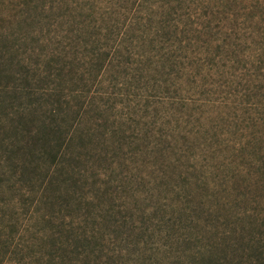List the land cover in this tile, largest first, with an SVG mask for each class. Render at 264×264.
<instances>
[{
	"label": "rangeland",
	"instance_id": "rangeland-1",
	"mask_svg": "<svg viewBox=\"0 0 264 264\" xmlns=\"http://www.w3.org/2000/svg\"><path fill=\"white\" fill-rule=\"evenodd\" d=\"M159 1L0 0V86L7 87L0 91V264H79L80 252L98 243L108 264H263L264 75L251 74L256 66L264 69V5L244 8L257 0H223L229 8L221 6L214 17L221 24L239 8L229 27L241 25L245 11L262 24L247 20L252 27L241 35L238 77H208L225 90L220 106L206 108L208 118L198 120L193 112L190 124L177 122L145 96L152 89L137 97L123 84L128 70L106 73L101 91L114 95L99 98L102 109L93 107L84 117L71 150L88 178L83 189L95 191V180L108 188L95 200L113 208L106 220L95 209L86 217L84 201L70 207L47 198L49 191L36 201L46 186L47 153L59 137L51 131L52 103L65 95L59 118L65 125L69 107L74 115L82 102L71 93L91 96L95 89L79 59L82 50L107 49L137 7L152 12L156 25L169 16ZM163 2L168 12L176 7ZM52 51L59 56L49 65ZM68 62L74 66L53 80L50 74ZM52 188L56 196L65 190L59 182ZM93 234L96 241L85 238ZM87 259L93 263L96 255Z\"/></svg>",
	"mask_w": 264,
	"mask_h": 264
},
{
	"label": "trees",
	"instance_id": "trees-1",
	"mask_svg": "<svg viewBox=\"0 0 264 264\" xmlns=\"http://www.w3.org/2000/svg\"><path fill=\"white\" fill-rule=\"evenodd\" d=\"M141 1L148 4L150 1L156 0ZM171 1L176 2V5H174L176 7L172 12L166 10L167 3L163 0L159 1L164 8L163 15L169 14V16H163L156 22V25L152 22L156 20V16L152 12L144 13L140 7H137L132 16L124 22L123 30H120L115 37L111 34L113 43L107 49L98 47L97 50H93L92 55L86 54L82 50L83 55L79 59L83 66L87 67L89 73L86 74L91 75L88 79L93 80L95 89L91 96L89 93H76L77 95L71 93L73 99L76 97L81 98L82 102L74 111V115H70L73 108H75L74 105L69 107L71 111L69 110V113L67 112L66 116L63 117L65 125L59 122V118L61 119L63 113L61 98L65 95L59 94L58 100L52 103L49 113L53 116L54 120L50 124L54 128L51 131L59 132V137L51 146V151L47 153L49 161L45 160L47 168L44 174L46 186L36 199L37 202L43 199L45 191H49L47 198L52 196L57 199L62 198L70 207H73L74 204L79 205L84 201L87 205L85 209L86 217L92 214L93 209H95L99 218L105 220L109 212L111 213L113 208L106 209L101 203L97 204L95 202L97 198L99 199L109 193L108 188L103 187L95 180L93 182L95 191H90L92 193L85 191L83 188L84 185H88V178L86 173L78 169L76 160L79 159L71 152L75 146V140L84 117H87L93 107L102 109V106L99 105V98L108 95L110 100L114 93V91L110 93L101 91L102 84L105 82V75L110 70H128L127 78L123 84L126 85L127 82L129 87L135 88L137 97H141L143 92L152 89L150 94L145 93V96L148 99L152 97L151 102L156 103L159 108H168V115H173L175 118L177 116V122L180 120L190 124L192 117L196 116L193 112L198 114L196 116L198 120L208 118L206 108L218 107L225 101V96H222L225 92L224 85L216 80L209 83L207 79L210 75L221 76L225 72H231L233 76L238 77L240 69H238L237 63L243 62L241 58L237 57L239 55L237 54L238 48L243 45L241 35L248 33L247 29L252 27L251 25L246 27L247 20L262 24L259 23L258 17L247 16L246 11L249 12L254 7H262L264 0H257L255 4L245 6L244 21L241 25H234L233 27H229V25L238 19L237 11L240 10L239 8L233 13L225 15L223 23H214L213 21L214 17L217 16L216 14L221 13L219 11L221 6H223V12L229 8L228 6L224 7L223 0ZM233 1L238 3L246 0ZM169 6L170 3L167 7ZM176 9L177 11H175ZM87 23L88 25H94V21H87ZM116 26V24L112 25L111 33H114ZM149 32L152 33V37H149ZM261 32L262 30H260ZM135 46L139 47L137 51H134ZM215 47L219 50L217 53L214 52ZM229 52L237 55L232 57ZM56 56H59V53L52 51L46 57V62L51 65ZM66 56L69 57L68 54ZM257 62H259V59ZM127 63L129 64L127 65ZM72 66H74V63L68 62L65 66L57 68L58 71L51 73L50 77L57 80L60 75H63L64 70ZM43 71L42 68L41 72ZM159 73L166 75L164 81L156 76ZM263 75L264 69H262V66L261 68L256 66L254 73L251 74L256 79L261 78ZM171 76L175 77V80ZM190 83H192V86H190ZM113 84L119 86L116 80ZM6 88L1 85L0 91ZM189 108L197 111L187 113ZM177 112L181 113L177 115ZM67 116L69 117L67 118ZM190 137L188 132L183 135L187 142L190 141ZM181 158L180 156L179 161ZM100 175L101 173H98L96 176ZM54 182H59L60 185L64 184L65 190L61 191V196H56L54 192L51 194ZM95 222L100 225V221ZM85 238L91 242L97 239L94 234L91 236L86 235ZM98 245L99 243L91 250L83 249L80 252L79 264H108L109 255L107 253L103 254L104 251H101ZM90 255H96L95 262L92 263L90 259H87ZM102 256L107 258L106 262H101ZM52 261L54 262V260Z\"/></svg>",
	"mask_w": 264,
	"mask_h": 264
}]
</instances>
